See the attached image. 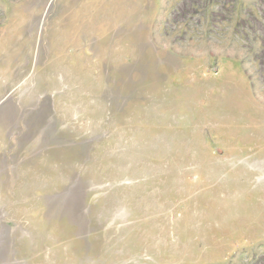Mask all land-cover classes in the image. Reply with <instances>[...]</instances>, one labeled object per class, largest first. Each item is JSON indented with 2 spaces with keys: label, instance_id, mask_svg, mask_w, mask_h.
I'll use <instances>...</instances> for the list:
<instances>
[{
  "label": "rangeland",
  "instance_id": "1",
  "mask_svg": "<svg viewBox=\"0 0 264 264\" xmlns=\"http://www.w3.org/2000/svg\"><path fill=\"white\" fill-rule=\"evenodd\" d=\"M0 264H264V0H0Z\"/></svg>",
  "mask_w": 264,
  "mask_h": 264
}]
</instances>
